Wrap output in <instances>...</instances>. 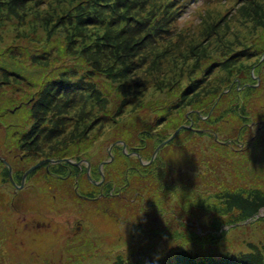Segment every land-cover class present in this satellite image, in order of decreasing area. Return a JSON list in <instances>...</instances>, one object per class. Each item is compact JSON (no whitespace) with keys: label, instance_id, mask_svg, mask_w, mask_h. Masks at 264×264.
<instances>
[{"label":"trees","instance_id":"obj_1","mask_svg":"<svg viewBox=\"0 0 264 264\" xmlns=\"http://www.w3.org/2000/svg\"><path fill=\"white\" fill-rule=\"evenodd\" d=\"M192 1L0 0V26L32 31L22 35L25 44L7 45V54L0 44V61H8L13 49L22 52L12 53L22 64L24 57L28 66L42 64L45 70L29 75L0 62L3 111L11 101L26 102L20 109L25 130L8 148L16 161L22 158L19 175L31 157L88 161L90 179L84 166L79 174L76 166L52 165L47 172L59 177L45 175L67 185V195L53 182L47 193L59 195L62 203H118V220L131 234L130 242L144 246L146 264H264V216L253 217L264 208V148L258 149L264 125L251 128L248 112L263 82L264 59L254 69L260 84L248 86L255 81L250 62L264 53V35L248 41V32L236 26L234 34L229 30L234 21L252 28L264 23V3L235 0L227 9L222 2L230 0H204L195 12L202 23L192 26L187 20L181 27L180 17ZM50 60L62 65L51 67ZM222 89L228 92L219 99ZM183 125L191 128L165 146L180 156L181 166L169 163L162 149L148 165L128 156L150 161L156 147ZM237 137L244 143L240 148ZM116 141L125 143L127 152L114 146V160L103 166L104 182L93 185L91 179H101L106 148ZM1 167L6 180L8 169ZM78 174L91 200L79 198ZM181 192L192 195L190 207L178 199ZM64 205L67 211L58 215L72 219L66 227L75 232L74 221L83 222L77 219L81 212ZM186 218H195L203 232L232 227L198 237L182 221ZM124 241L119 246L127 245ZM153 257L158 260L150 261ZM8 258H0V264H28ZM116 259L114 264H133L120 255Z\"/></svg>","mask_w":264,"mask_h":264},{"label":"rangeland","instance_id":"obj_2","mask_svg":"<svg viewBox=\"0 0 264 264\" xmlns=\"http://www.w3.org/2000/svg\"><path fill=\"white\" fill-rule=\"evenodd\" d=\"M234 1L235 0H230L229 2L223 1L222 2L223 8L228 9L232 7ZM204 2L206 1L195 0L192 1L187 6L185 12L180 17V21H182V24L180 25L181 27L184 25L183 21H187V20L191 21L192 26L198 25L202 21L200 18H197L195 16V12L197 8L205 4ZM259 2L264 3V0H259ZM236 8L237 6H235V9ZM258 25L259 26H256L254 28H252L253 27L252 24H248L244 27V24L234 21L230 25L232 26V29L229 30L231 32L230 34H234V32L237 31L235 30V26L241 28L245 32L249 33L248 34L249 37H246V39L250 41L255 37L258 38L264 35V23ZM22 28H24V26H22ZM30 33H32V31L27 30V28H25L24 31L20 33V30L15 26L8 24L4 26H0V44L1 45L5 44L6 45L5 48L9 44L11 45L18 44L19 41H21L20 42L21 44H25L26 38L22 37V35H27ZM233 39L234 37L232 38V40ZM52 43L55 44L56 43L55 40ZM16 48H18V46H16ZM8 49L9 48H6V50L4 51L5 54L8 53ZM22 50L26 52L25 49ZM19 52L20 51L18 50L12 49L9 55L12 56L13 58L9 56L8 61L6 59H2L1 61H3L4 63H6L7 61V64H10V67L16 66L15 68L20 70L22 73H28L29 75H33V74L36 75V73L41 72V70H43L45 73V70L43 69L44 65L42 64L32 66L30 62V65L28 66V61H26V58L21 57L22 61L25 63L22 64L21 60L19 59V55L12 54V53L19 54ZM263 59H264V53L257 60H252L250 62V64L253 65L251 69V78L255 81H253V83L248 86L252 88H256L260 84L259 73L254 69L256 65L260 64L263 61ZM49 63L51 67H54L52 66V64H54L55 66L62 65V63L59 60H55V62L53 63L50 60ZM262 71L263 72H261L260 76L263 82L262 85H260L259 88L256 90L260 92L261 95L260 94L258 95L257 97L258 100L255 99L258 102L252 104L251 107L252 109L248 111L250 114L249 116H251V119H254L252 124H254L253 127L255 131H256L257 123H262L264 125V69H262ZM230 82H232L230 84V86H232L236 82V79H232L230 80ZM25 84L27 83L25 82ZM238 86H239V82L237 83V87ZM226 87L227 86H225V88ZM243 88H245V86L241 85V89ZM221 92L220 94L218 93V95H216L219 96L218 97L219 99L221 98V96L227 94L228 90L222 89ZM257 93L255 96H257ZM225 98L227 101L229 97H225ZM2 102L3 100H0V151L4 150V152H7V150H10L8 146L10 144L12 145L15 144L14 142L15 137H21V134L25 130V127L23 125L25 122V116L22 110L20 112V109H22L23 104H26V102L20 103L17 100L11 101L7 104L6 111H3V108L1 106ZM71 112L74 114L75 110H72ZM16 133H18L19 136H17ZM261 133H264V129H262L259 132V134ZM239 143H242L244 145V143L241 142L240 140ZM111 145H109L106 148L107 154ZM93 148L94 147H92V149ZM263 148H264V139H263V143H259L258 146L259 150ZM162 150H164L162 155L166 154L165 157L167 158V161L169 163H173L176 166H181L183 164L182 162L180 163L178 162V160L181 159L180 158L178 159V157L180 156L177 153L173 152L174 149L171 148L165 149L164 146ZM11 152L12 153H9L7 156V158L9 159L7 160L8 164L5 161H3L4 167L8 169V177L6 178V180H3L2 177H0V245L6 246L0 249V250L4 249L5 251L4 254L2 255L0 254L1 259L2 258L9 259L8 258L9 256H14L15 260L25 259L24 261L27 262L28 264H48L49 262L51 264H114L115 260H117L116 258L118 257V255H120L121 259L123 260L126 259V261L133 264L148 263V261H146V259L144 258L143 253H141L144 246L142 247L139 244V242L138 243L136 242V240H134L133 243L130 242L131 234L129 233V231L127 232L126 229L122 228L123 226L118 220V217L121 216L122 209L120 211V207H119L120 205L118 203L102 202V201L95 203H81L78 201H73L74 203H71L70 201H68L66 203H62L65 201L63 198H61L59 195L55 193L51 195L47 193V190L48 188H50L49 184L53 182L56 184V187L58 185L60 186L59 192L65 198V196L67 195L66 193L67 185L61 186L59 182L58 183L54 182V180L52 179L45 180L41 176V171H43L44 168L35 172L33 175L31 174L33 171L37 170L43 165H45L46 167L48 166L49 168L50 166L55 165L52 164L54 163L52 161L62 160V159H52L48 157L46 158L43 157L44 159L42 158L43 159L42 161L45 162L40 167L36 168L30 174H28L25 180H23L26 171L30 167L42 161L41 160L38 161L36 157L29 158L26 161L28 165H30L29 168H27V170L24 173L22 174L20 173L19 175L18 171L23 169L21 166H19L20 164H22L21 163L22 161L20 159H17L16 161L17 158L16 153L14 151ZM109 158L110 157L108 156L107 159L105 160L107 161ZM30 159L34 160V162L32 163ZM64 159H69V158H64ZM70 160H72L74 163L81 162L80 166L73 164L74 166L80 169L79 174L82 172L83 166L86 169V163H85L86 160L85 161L83 160L84 162L83 161L76 162L74 161V159H70ZM142 162L146 163L149 161L147 159H143ZM65 163L70 165L68 162ZM9 167L11 169L10 172H9ZM0 168L2 167L0 166ZM101 171L102 174L104 175L103 170ZM1 173H3V170L0 171V174ZM79 174L76 177L75 183L80 182L79 190L81 192V195L77 192V188L75 189V192L80 195L79 196L80 199L91 200L90 198L85 196L87 188L85 187L83 177L81 176L79 178ZM90 174L93 175L91 169L89 170V175ZM86 175H87V170H86ZM78 178L80 179L79 181ZM22 180L24 181V187L26 186V188L24 190L22 189L21 191L19 189L13 190L10 185L13 186L16 183L19 182L22 183ZM112 183L113 182L109 184ZM90 190L92 191V189ZM89 193L91 194L90 191L87 192V194ZM191 196L192 195H190V193L188 192L187 193L181 192L180 194H178V199L182 201L183 206L188 208L190 207L188 205H191V198H192ZM132 201L135 200L134 199L130 200V202ZM60 204L61 207H56L57 205ZM64 204H68V207L76 212H81V214L77 215V219L81 218L83 222L74 221V226L76 230L75 232L72 231L71 229L68 230V228L66 227L68 220L71 221L72 219H70L69 217L66 218L63 215L62 216L58 215L60 212H62V210L63 211L66 210L67 205ZM134 209H132V211ZM190 209L193 208L191 207ZM263 216H264V208H260L256 213V216L253 217L254 219H259L262 218ZM182 221L186 223L188 226H191L192 232L198 237H203V235L206 234H213L218 236L222 233L228 232V230L232 227V225L230 226L223 225L219 228L217 232L212 230L210 231L207 230L203 232L199 227V224L197 223V220L195 218H192L191 220L186 218ZM71 222H73V220ZM249 222H251V219H248L245 222L243 221L242 223H249ZM79 223L80 225H78ZM81 231H84L83 234L78 235V233H81ZM4 236L7 237V240H5ZM120 238L123 239L120 240ZM2 239H4V241ZM122 241L126 242L127 245L119 246V244ZM152 260L157 261L158 259L157 257H153L152 259H150V261Z\"/></svg>","mask_w":264,"mask_h":264},{"label":"water","instance_id":"obj_3","mask_svg":"<svg viewBox=\"0 0 264 264\" xmlns=\"http://www.w3.org/2000/svg\"><path fill=\"white\" fill-rule=\"evenodd\" d=\"M253 125L254 124H251L250 126L251 127H253ZM186 128H191V125L190 126H181L179 129H177L168 139H166V140H164L162 143H160L157 147H156V149L154 150V152H153V154H152V157H151V159H150V161L149 162H146V163H143L142 162V159L140 158V156L138 155V154H136V153H130V154H128V156H131V157H138V159H139V161L143 164V165H148L149 163H151L154 159H155V157H156V155L158 154V152L164 147V146H166L169 142H171L177 135H178V133L182 130V129H186ZM215 140L216 141H218L217 140V137L215 136ZM219 142V141H218ZM236 142H238L239 143V138H237L236 139ZM219 143H222V144H224V145H229V144H231V142L230 141H228V142H225V143H223V142H219ZM115 145H122L123 146V150L125 151V153H126V145H125V143H123V142H121V141H119V142H115V143H113L112 145H111V147H110V149L108 150V154H109V159L106 161H103V162H101L100 163V165H99V170L101 171L102 170V167L105 165V164H107V163H110L113 159H114V156L111 154V150H112V148L115 146ZM238 146L239 147H242L243 146V144L242 143H239L238 144ZM51 161V160H50ZM45 161H42V162H40V163H38V164H36V165H34V166H32V167H30L27 171H26V173L24 174V178H23V180H25V178H26V176L28 175V174H30L33 170H35L36 168H38V167H40L43 163H44ZM52 162H54V163H52V164H58V163H62V162H68L69 164H75V165H77V166H80V164H81V162H78V163H74L72 160H70V159H64V160H56V161H52ZM84 162V161H83ZM86 163V170H87V176H88V178L90 179V175H89V170L91 169V167H90V164L86 161L85 162ZM50 164H51V162H50ZM46 169L48 170V166L46 167ZM11 171V169H10V167H9V172ZM101 174H102V171L100 172ZM10 175H11V173H10ZM22 180V183H21V186L20 187H23L24 186V181ZM103 181H104V175L102 174L101 175V180L99 181V182H96V181H94L93 179H91V182L94 184V185H99V184H101V183H103ZM103 196V194H100L99 196H98V198H100V197H102Z\"/></svg>","mask_w":264,"mask_h":264},{"label":"flooded vegetation","instance_id":"obj_4","mask_svg":"<svg viewBox=\"0 0 264 264\" xmlns=\"http://www.w3.org/2000/svg\"><path fill=\"white\" fill-rule=\"evenodd\" d=\"M9 153H12L11 152V150H7V152H4V150H1L0 151V166H1V164H3V161H5L6 163L8 162L7 160H9L8 158H7V156H8V154ZM19 159L20 160H22V158L21 157H19ZM62 160H64V159H62ZM74 161H76V160H74ZM81 161H83V160H81ZM77 162V161H76ZM8 164V163H7ZM19 164V163H18ZM60 164H66V163H64V162H62V163H60ZM4 165V164H3ZM66 165H68V164H66ZM69 166V165H68ZM70 166H74L73 164H70ZM50 168H51V166L48 168L49 169V171L51 172V170H50ZM2 169V168H1ZM14 169V168H13ZM47 172V169H46V166L44 167V170L43 171H41V176L45 179V180H47L48 179V176L47 175H45V173ZM50 176H58V175H55V174H51V173H49V172H47ZM59 177V176H58ZM95 181V180H94ZM96 182H99V181H96ZM38 184V183H37ZM102 184V183H101ZM101 184H99V185H101ZM15 185V186H14ZM13 186L12 185H10L11 187H12V189L14 190V189H19L20 191L23 189H25L26 188V186L24 187H20L21 186V182H19V183H16V184H14ZM98 185V186H99ZM78 225H80V223L78 224Z\"/></svg>","mask_w":264,"mask_h":264},{"label":"bare ground","instance_id":"obj_5","mask_svg":"<svg viewBox=\"0 0 264 264\" xmlns=\"http://www.w3.org/2000/svg\"><path fill=\"white\" fill-rule=\"evenodd\" d=\"M113 160H114V159H113ZM113 160H112V161H113ZM112 161H111V162H112ZM102 170H103V168H102ZM101 194H102V193H101Z\"/></svg>","mask_w":264,"mask_h":264}]
</instances>
